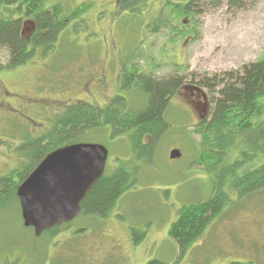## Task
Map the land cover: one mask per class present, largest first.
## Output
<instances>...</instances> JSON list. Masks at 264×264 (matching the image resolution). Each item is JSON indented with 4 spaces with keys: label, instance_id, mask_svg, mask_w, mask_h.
<instances>
[{
    "label": "rangeland",
    "instance_id": "374dc122",
    "mask_svg": "<svg viewBox=\"0 0 264 264\" xmlns=\"http://www.w3.org/2000/svg\"><path fill=\"white\" fill-rule=\"evenodd\" d=\"M188 1L148 0L138 12L128 13L118 10L116 0H46L44 10L60 5L58 19L83 11L48 51H37L23 66L7 68V52L0 48V264H147L153 259L264 264V190L243 199L231 194L227 209L179 260L168 236L182 207L211 195L210 179L193 165L199 143L193 126L207 115L209 103L206 93L191 87L171 99L167 134L110 215L104 220L80 215L56 237L55 242L73 235L68 249L58 243L49 247L50 240L35 238L24 228L14 197V186L38 160L30 150L43 138L54 140L60 123H69L80 111L75 104L103 108L122 96L119 74L124 65L156 77L170 75L179 65L189 83L192 75L198 79L238 70L264 56V0H242L240 8L229 6L228 0H207L195 6L193 18L175 21V16L168 18L172 28L151 30L159 13L168 16L174 5ZM126 98L128 110H134L133 94ZM107 134L92 132L76 141L107 149L106 174L120 166L132 170L136 162L130 142H111ZM172 150H179L181 158L169 160ZM77 229L82 231L75 233ZM132 231L143 235L137 245Z\"/></svg>",
    "mask_w": 264,
    "mask_h": 264
},
{
    "label": "trees",
    "instance_id": "16d2710c",
    "mask_svg": "<svg viewBox=\"0 0 264 264\" xmlns=\"http://www.w3.org/2000/svg\"><path fill=\"white\" fill-rule=\"evenodd\" d=\"M45 1L0 0V48L7 52V68L23 66L37 51H48L56 42L57 35L83 11L74 10L58 19L62 13L60 5L44 10ZM146 1L116 0L118 10L128 13L138 12L139 6ZM205 1L190 0L184 5L176 4L168 16L159 13L151 30L172 28V24L168 25V18L176 16L175 21L193 18L195 6ZM241 3L242 0L227 1L235 8H240ZM26 25L31 31L29 41H25L23 35ZM186 32L195 35L193 31ZM184 71L183 67L174 65L170 75L156 77L138 71L130 64L124 65L119 74L122 96L112 98L103 108L75 104L80 111L71 116L69 123H60V133L54 140L43 138L37 142L36 148L30 150V156H38V160L19 183L48 153L80 143L76 140L92 132H107L111 142H130L136 164L130 171L120 166L111 174L104 172L86 195L80 215L106 219L120 197L135 185L139 168L151 164L156 147L169 130L165 115L171 99L186 87L202 91L206 93L209 110L193 126L194 134L199 136L193 165L202 167L210 179L211 195L204 202L182 207L169 228L168 236L176 246L178 260L184 257L211 222L227 209L231 194L236 199H243L264 190V56L238 70L198 79L192 75L189 83ZM129 92L134 97V110L127 107L126 94ZM85 109L88 110L87 115L84 114ZM18 185L14 186V192ZM59 228L43 232L40 239L49 240L47 237L56 235ZM131 234L133 244L137 245L143 235L135 231ZM147 264L167 263L153 259Z\"/></svg>",
    "mask_w": 264,
    "mask_h": 264
},
{
    "label": "water",
    "instance_id": "95a60500",
    "mask_svg": "<svg viewBox=\"0 0 264 264\" xmlns=\"http://www.w3.org/2000/svg\"><path fill=\"white\" fill-rule=\"evenodd\" d=\"M168 158L178 160L181 153L172 150ZM107 159V149L95 143L71 144L48 153L16 189L23 227L39 237L75 220L86 195L104 175Z\"/></svg>",
    "mask_w": 264,
    "mask_h": 264
},
{
    "label": "flooded vegetation",
    "instance_id": "af4514ba",
    "mask_svg": "<svg viewBox=\"0 0 264 264\" xmlns=\"http://www.w3.org/2000/svg\"><path fill=\"white\" fill-rule=\"evenodd\" d=\"M28 32H29V35L28 36H26V38H25V41H29V38H30V35H31V31L30 30H28ZM28 43V42H27ZM15 194H16V192H15ZM16 196V195H15ZM17 199V198H16ZM17 201H18V199H17ZM68 226H70V223L69 224H64V225H61V226H58V227H60L59 229V232H57V234L56 235H53V236H48L47 238L50 240V246L49 247H53V245H55L56 243H58V244H60L59 245V247L62 249L63 247H64V245H66V249H68V247H69V245H68V243L70 244V243H72V239H73V235H68L67 236V240H64V241H56L55 242V240H56V237L61 233V231L63 232V231H67V229H68ZM53 229V228H52ZM52 229H50V230H52ZM31 231L30 232H33V229H30ZM82 231V229H77L76 231H75V233L77 232V233H80ZM34 233V232H33ZM43 234V233H42ZM42 234L39 236V237H37V238H41L42 237ZM76 236V235H75ZM79 236V235H78ZM49 240H46V242L47 241H49ZM54 248V247H53ZM117 248H119V247H117Z\"/></svg>",
    "mask_w": 264,
    "mask_h": 264
},
{
    "label": "bare ground",
    "instance_id": "6f19581e",
    "mask_svg": "<svg viewBox=\"0 0 264 264\" xmlns=\"http://www.w3.org/2000/svg\"><path fill=\"white\" fill-rule=\"evenodd\" d=\"M116 200V199H115Z\"/></svg>",
    "mask_w": 264,
    "mask_h": 264
}]
</instances>
